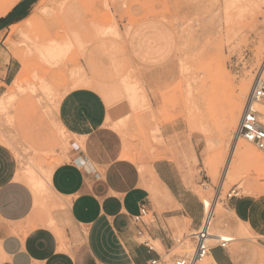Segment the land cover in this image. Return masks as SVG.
<instances>
[{"label": "rangeland", "instance_id": "374dc122", "mask_svg": "<svg viewBox=\"0 0 264 264\" xmlns=\"http://www.w3.org/2000/svg\"><path fill=\"white\" fill-rule=\"evenodd\" d=\"M33 1L30 16L11 27L4 50L0 48L2 59L13 55L23 70L20 84L12 85L0 99L1 140L16 156L18 172L34 170L46 184L49 169L64 159L65 154L57 151L70 149L69 134L53 121L47 124L46 111L38 104L41 97L54 101L62 95L60 89L74 88L76 80L110 83L112 124L121 135L122 156L145 170L156 161H173L182 181L203 203L205 216L215 202L212 226L204 237L208 245L230 240L225 249L236 261L264 262V246L257 235L243 227L227 205L229 197L264 199V169L259 167L264 151L251 144L262 161L242 163L223 179L226 167L236 159L233 146L247 142L236 138L235 130L248 93L239 100L236 123L224 131L226 99L228 94L237 96L243 81L250 90L261 69L264 5L254 17L249 8L236 11L231 0ZM149 37L169 44V61L151 65L117 61L124 43ZM68 40L70 45L65 46ZM55 45L63 48L57 57L41 53ZM208 140L214 145L211 150ZM37 195L49 197L46 185ZM203 226L178 233L175 238L180 242L163 252L164 264L190 253L194 243L189 234H200Z\"/></svg>", "mask_w": 264, "mask_h": 264}, {"label": "crops", "instance_id": "0c3cea01", "mask_svg": "<svg viewBox=\"0 0 264 264\" xmlns=\"http://www.w3.org/2000/svg\"><path fill=\"white\" fill-rule=\"evenodd\" d=\"M33 3L21 0L0 17L2 50L11 27L30 16ZM150 37L124 43L117 61H169V44ZM20 65L13 55L0 56V99ZM110 89V83L91 78L87 85L60 89L54 101L40 96L47 124L53 121L70 136V149L57 151L65 156L51 170L49 197L38 196L17 177L16 156L0 135V264H147L153 259L164 264L163 252L174 247L175 236L201 227L204 205L173 161H156L145 170L122 157ZM229 198L236 219L264 246V199ZM141 205L151 216L145 225L133 220ZM209 254L215 264H242L217 245Z\"/></svg>", "mask_w": 264, "mask_h": 264}, {"label": "bare ground", "instance_id": "6f19581e", "mask_svg": "<svg viewBox=\"0 0 264 264\" xmlns=\"http://www.w3.org/2000/svg\"><path fill=\"white\" fill-rule=\"evenodd\" d=\"M20 0H0V17H3L5 14H7L11 9L12 7ZM231 4L232 6L236 9V11H241L243 8H249L251 9V11L254 13V17L257 16V14L260 12L261 10V6L264 5V0H231ZM260 17V16H259ZM258 17V18H259ZM13 29H15V26L12 27ZM23 35V34H21ZM24 37V35H23ZM26 38V36H25ZM24 38V39H25ZM27 40V39H26ZM32 40V39H31ZM54 40V39H53ZM51 40V41H53ZM28 41L30 42V40L28 39ZM49 43V42H48ZM55 43V42H54ZM32 44H35V43H32ZM41 45V44H40ZM52 45V44H51ZM70 45V42L69 40L66 41V45ZM32 46V45H31ZM36 46V45H35ZM54 46V45H53ZM56 48H51V46H47V47H44L43 49H40L41 50V53L42 54H48V55H54V56H58L59 54H61L63 48L62 47H57V45H55ZM63 46V45H62ZM39 47V46H38ZM41 47V46H40ZM33 48V47H32ZM66 48V47H65ZM68 48V47H67ZM263 48V47H262ZM28 49V48H27ZM264 49V48H263ZM29 50V49H28ZM39 53V51H38ZM55 57V58H56ZM260 57V56H259ZM262 57V56H261ZM45 58V57H44ZM54 58V59H55ZM258 58V57H257ZM58 59V58H57ZM52 60V59H51ZM49 61V60H48ZM53 61V60H52ZM262 61V60H261ZM51 62V61H49ZM256 63V62H255ZM257 66V65H256ZM255 67V66H254ZM253 67V68H254ZM261 67V66H260ZM225 69V68H224ZM257 70V69H256ZM226 72V71H225ZM258 72V71H257ZM256 72V73H257ZM23 74V70H21L20 74L18 75V77L16 78V80L14 81L13 83V87L14 86H17L20 84V79L21 76ZM228 74V73H227ZM230 80V79H229ZM228 80V81H229ZM241 83V82H240ZM220 84H222L220 82ZM79 85H87V82H83V81H75L74 82V86L77 87ZM229 85V83H228ZM233 86V85H232ZM249 84L248 82H242L237 88H238V93H237V96H233L234 98L237 97V101L236 99L232 98L229 94H228V98L226 100H228V111H227V114H226V119H225V122H224V125H223V130L226 131L228 130L229 127L233 126L235 123H236V119H237V114L238 112H240V107H239V100L241 97H243L246 93H248L247 91L249 90ZM127 88H129L127 86ZM230 88V86H229ZM17 89V88H16ZM228 89V88H227ZM18 90V89H17ZM27 90V89H26ZM229 90H232L229 89ZM100 91V90H99ZM122 92V91H121ZM232 93V92H231ZM133 94V93H132ZM123 95V94H122ZM134 95V94H133ZM223 95V94H222ZM233 95V94H232ZM212 97V96H211ZM223 97V96H222ZM213 98V97H212ZM12 99V98H11ZM131 99H133V97H131ZM141 99V98H140ZM129 100V99H128ZM220 102H221V99H219ZM225 100V101H226ZM224 101V102H225ZM1 102V101H0ZM135 103V102H134ZM1 108V107H0ZM121 109V108H120ZM212 109V108H211ZM2 110V109H0ZM109 118V117H108ZM245 142V141H244ZM240 145L239 147L237 146V144H235L233 146V149H232V154L236 156V159L234 161H231L232 163L226 167V170H225V173H224V178L225 179L228 174H233L235 172L238 171V167L242 164V163H246V162H258V159L259 158V154L261 155V153H256V151L252 148V145L251 143L249 142H246L242 143L243 146H241V143L238 144ZM208 148L209 150H211L214 145L211 141L208 140ZM263 156V155H262ZM122 157L124 158H127V159H130L128 155H123ZM207 158V156H206ZM232 158V157H231ZM262 159V157H261ZM260 159V160H261ZM207 160V159H206ZM262 161V160H261ZM262 164L261 166H259L260 168H262V170L264 169V161L263 163H260ZM257 167V166H256ZM49 168V167H48ZM53 168V167H52ZM52 168L49 169L48 171V180L46 181V184H44V181H42L36 174H35V171L34 170H29L28 169V173L25 174H20V175H17L18 178L22 179L26 184H28L33 190L34 192L37 194L40 189H42L45 185L46 187H48L47 185L49 184L50 185V173H51V170ZM31 169V168H30ZM47 174V173H46ZM229 175V176H230ZM158 180V179H157ZM156 180H154V183H155ZM157 182V181H156ZM224 182V180L222 181V183ZM156 185V183L154 184ZM158 185V184H157ZM156 185V186H157ZM161 186V185H160ZM162 187V186H161ZM164 189V188H163ZM162 189V190H163ZM159 191V189H157ZM40 194V193H39ZM157 194V193H156ZM215 203V202H214ZM214 203H212L209 207L207 205V209L205 207V209L207 210V212L205 211L206 213V217H205V225L203 226L204 228L201 230L202 232V236L205 237V233L207 232V230L212 226V221H213V215L215 213V207H214ZM218 219L220 221H222V217H218ZM241 225L245 228L248 229V227L243 223L241 222ZM186 249L190 248L188 245L185 246ZM185 249V250H186ZM182 250H184V248H182ZM187 253V252H186ZM202 264H215L214 261L212 260L210 254H208L205 258H203V260L201 261Z\"/></svg>", "mask_w": 264, "mask_h": 264}, {"label": "built area", "instance_id": "2783aa9c", "mask_svg": "<svg viewBox=\"0 0 264 264\" xmlns=\"http://www.w3.org/2000/svg\"><path fill=\"white\" fill-rule=\"evenodd\" d=\"M260 71L255 75L251 88L245 98L242 110L240 113L237 128L235 130V137L242 138L245 141L251 143L256 149L264 151V59L262 61ZM150 213L146 205H141L139 213L133 217L136 223L143 225L150 221ZM204 217L205 214H204ZM205 225V222H202ZM138 234H141V230H137ZM203 234L198 235L189 234L193 240V250L188 254L176 256L173 259V264H201L203 258H205L213 246L208 245L207 239ZM217 246L225 249L230 240L218 239ZM176 242H180L177 239ZM147 264H163V261L159 259L150 260ZM259 264H264L260 262Z\"/></svg>", "mask_w": 264, "mask_h": 264}]
</instances>
